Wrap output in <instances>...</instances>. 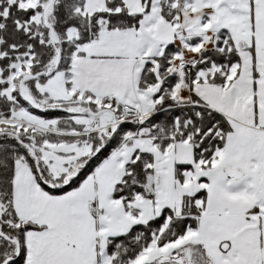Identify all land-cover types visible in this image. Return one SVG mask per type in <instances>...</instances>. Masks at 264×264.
<instances>
[{
	"label": "snow or ice",
	"instance_id": "6c2138e0",
	"mask_svg": "<svg viewBox=\"0 0 264 264\" xmlns=\"http://www.w3.org/2000/svg\"><path fill=\"white\" fill-rule=\"evenodd\" d=\"M0 264H264V0H0Z\"/></svg>",
	"mask_w": 264,
	"mask_h": 264
}]
</instances>
